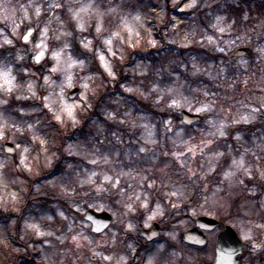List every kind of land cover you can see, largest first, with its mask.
<instances>
[{"label": "rangeland", "instance_id": "1", "mask_svg": "<svg viewBox=\"0 0 264 264\" xmlns=\"http://www.w3.org/2000/svg\"><path fill=\"white\" fill-rule=\"evenodd\" d=\"M239 1L197 0L196 8L192 9L187 7L191 0H0V50L14 46L15 53L13 55V50L9 49L7 54H1L0 62L13 66L16 82L20 85L7 97L0 92V100L8 101L0 104V123L7 121L9 126L0 137V162H6L0 168V211H21L29 196L36 199L35 205L50 199L47 201L49 208L35 211L28 206L20 219L17 216L7 220L0 218V264H13V258L26 252L28 247L39 251L36 264H126L130 261V253L139 246L136 240L138 224L149 227L155 221L162 226V236L145 244L144 264L150 259L154 264L162 251L166 257L175 259L173 264H210L215 256L216 234L226 223L237 230L245 244L240 264H264V177L261 176L264 172V20L256 22L255 28L232 36L234 22L227 18L223 8ZM87 3H92L95 11L90 10L83 17L86 30H81L70 9ZM55 4L61 7L55 8ZM136 14L141 16V22L134 24L135 32L129 41V34L122 31V21ZM6 15L8 19H4ZM218 16L224 18L218 26L224 27V32L213 27ZM98 24L101 26L99 34L96 32ZM163 24L166 27H162ZM14 26H18L16 35L12 33ZM254 30L256 32L252 33ZM117 31L128 42L114 39L111 47L116 54L112 55L105 40ZM4 35L13 41L11 45L2 44ZM25 35H28L27 41ZM208 36L214 43H209ZM19 38L23 42H17ZM74 38H78L83 50L95 53L112 81L116 78V60L127 61L129 49L141 48L146 52L147 48L159 47L162 55L159 60L158 56L153 60L150 55L134 53L129 76L120 83L119 90L108 95L102 109L103 117L114 123L113 127L94 117L92 133L84 137L78 135L66 145L69 159L64 163V170L46 178L42 174L55 159L57 127L80 124V114L93 107L92 92L101 85L92 57L78 52ZM87 41H91L90 50L84 47ZM65 44L68 45L66 54L85 64L83 69L72 70L75 82L66 90L65 101L79 104L74 113L75 121L67 119L66 115L57 121L54 116L63 107L58 86L66 73H52L56 65L53 53L64 49ZM175 45L176 49L171 47ZM240 46L252 48L253 55L229 61L227 56ZM41 49L45 54L39 63L50 60L42 82L33 76L32 68L26 64L28 60L37 63L35 56ZM205 49H214L209 53L220 54L215 57ZM100 55L105 57L114 77L105 70ZM46 76L55 81L53 87L45 84ZM84 82L89 84L91 91L85 93L81 87ZM29 83L34 85L35 97L27 91ZM74 87H78L79 92L70 98ZM128 88L133 91H126ZM17 96L28 98L17 99ZM132 96H136V100ZM11 99L26 103L18 104L14 110V107L8 108ZM173 100L183 106H172ZM143 103L159 104L161 110L170 111V114L157 118ZM205 104L210 110L196 111ZM252 108L260 109L255 119L249 123H234L250 114ZM182 109L201 114L202 120L187 126L181 118L173 116L180 114ZM167 121H171V125ZM222 121L226 135H212ZM252 124L254 128L247 129ZM12 126L25 131L21 135ZM41 140L45 143L41 144ZM6 141L14 143V154L4 151ZM208 141L211 143L201 152L199 149ZM23 147L29 151L22 153ZM141 147L145 152L139 151ZM189 147L195 149V155L188 152ZM180 153L184 155L178 160L174 154ZM218 153L223 155L218 157ZM21 155L26 157L27 167L20 164ZM241 157L245 168L251 170V178L233 166V160L239 161ZM93 159L97 160L95 165L90 163ZM227 171L236 172L231 181L224 177ZM92 172L97 173L93 178L95 183L82 184ZM105 174L113 180L119 179V186L112 188L104 181ZM31 180L34 182L30 190ZM100 185L108 190L97 192ZM177 189V195H170ZM137 194L140 200L135 199ZM161 196L165 203L160 200ZM145 200L147 208L141 206ZM127 203L135 210L128 212ZM169 203L171 207L184 208L187 215L164 226L163 216ZM157 205L162 214L156 213ZM89 208L113 215V222L102 233L93 232L91 223L84 218ZM60 212L68 219L62 218ZM154 213L155 218L149 220ZM200 215L220 220L221 226L206 232V247L196 250L182 243V235ZM30 224H38L41 231L54 235L39 236ZM129 224L133 225L131 230ZM244 232L250 233L249 240L243 239ZM78 233H82L79 241L72 240ZM57 237L65 238L61 242ZM94 253L112 259L105 261Z\"/></svg>", "mask_w": 264, "mask_h": 264}, {"label": "trees", "instance_id": "2", "mask_svg": "<svg viewBox=\"0 0 264 264\" xmlns=\"http://www.w3.org/2000/svg\"><path fill=\"white\" fill-rule=\"evenodd\" d=\"M170 8V5L167 4ZM225 12L229 15V17L233 20L234 25L233 29L235 32H240L241 31H248V29L255 28L256 22L264 20V0H242L238 4H231L229 5V9L225 10ZM162 27H166V25ZM236 34V33H235ZM235 34H232L235 35ZM78 38H74V44L76 45V49L78 52H81L84 55L92 57V65L93 68L98 71L100 74V79H101V85L92 92V97H94L93 100V107L92 108H86L82 114H80V124L78 125H65L62 127L59 125L57 127L56 123L52 120V123L56 125L57 127V136H58V143L55 145V159L51 165L50 168H47L45 173L42 174V177H52L56 174H59L64 170V163H67L69 156L66 151V145L69 143V141L72 138H77L79 136H85L86 134L92 133V127L94 125L93 120L94 117L98 120L103 121L106 123L108 126L113 127L114 123L109 122L105 117L102 115V109L105 106V103L107 102L108 95L112 92H115L116 89H120V83L127 79L128 72H129V66H130V59L132 58L133 55H141L143 53L146 55L145 57L149 56L153 59L156 60L158 56V60L161 57V52L158 50L159 47L155 48H147V51L145 52L144 50L140 49H129L128 56H127V61L125 62H120L119 59L116 60L115 67H116V78L112 81L109 79L108 75L106 72L102 69L101 65L99 64V61L95 55L94 52H89L83 50L81 47L80 43L77 40ZM17 42H23L21 38L17 39ZM30 42V41H28ZM26 44V43H24ZM172 48H177V45L171 46ZM9 49L13 50L12 54L15 55L14 53V46L13 47H4L2 50H0V56L1 54L5 55L8 53ZM214 49L207 50L205 49L206 53L210 55H216L218 56L220 53H209L213 51ZM200 51V50H199ZM181 52V50H179ZM135 53V54H134ZM157 54V55H156ZM27 65L30 66L33 70V76L36 78H39V81L42 82V76L45 75V73L49 69L50 65V60L45 59L44 62L42 63H33L32 61H26ZM38 75H37V74ZM136 100V96H132ZM26 101L22 100H15L11 99V101L8 104L9 107H14V110H17V105L18 104H25ZM142 105L146 106V108L151 111L155 117L157 118H162L168 114H170V111H163L160 107L159 104H150V103H143ZM161 108V109H160ZM175 119H179L181 117L180 114H173ZM116 125V124H115ZM61 126V127H60ZM188 126V125H187ZM252 126H247V129L252 130ZM114 140V139H113ZM116 143H119L116 142ZM115 143V144H116ZM31 183L29 184V189L31 190L33 188L32 183L34 182L33 180L30 181ZM264 185V184H263ZM198 189V187H197ZM160 193V192H159ZM161 194V193H160ZM31 196L28 197L27 203L22 205V210L19 212H3L0 211V218L7 220L8 217L10 219V216H17L19 219L22 218V215L26 211V207L31 206L33 207L35 211H38L39 209H44L45 207H50L48 205L47 201L50 199L48 198L47 201H44L43 203H39L38 205H35L34 202L36 201L35 198H30ZM160 200L165 203V198L161 196ZM187 213L185 212L184 208H177V207H171V204H167L166 207V212L165 215L163 216V219L165 220V225H169L172 222H175L182 217L186 216ZM225 222V220L223 219ZM133 236V235H132ZM137 240V238H136ZM138 241V240H137ZM172 243L170 242L169 245ZM186 244V243H184ZM138 247H141L140 245ZM39 251L36 248H29L27 249L26 252H23L21 254L16 255L13 258V264H20V260L22 261V264H36L38 262L37 258L39 257ZM38 256V257H37ZM131 257V253H130ZM19 259V262H18Z\"/></svg>", "mask_w": 264, "mask_h": 264}, {"label": "water", "instance_id": "3", "mask_svg": "<svg viewBox=\"0 0 264 264\" xmlns=\"http://www.w3.org/2000/svg\"><path fill=\"white\" fill-rule=\"evenodd\" d=\"M253 50L248 47L238 48L230 60L234 61L239 56H251ZM79 92V88L75 87L69 93V97L73 98ZM182 121L185 124H192L199 122L202 116L198 113H192L186 109L181 111ZM4 151L6 153L14 154L16 151L15 145L8 141L4 144ZM92 224V230L96 233L103 232L113 221V215L108 211H96L92 208L87 209L84 214ZM195 225L187 229L183 234V240L189 244L196 246H204L208 242L206 231H212L220 226V221L214 217L207 215L198 216L194 220ZM140 233L138 237L145 238L150 241L156 239L161 234V225L158 222H154L150 227L146 228L143 224L138 225ZM103 243V241H101ZM216 254L213 264H239L240 254L243 253L244 243L240 238L238 232L230 224H225L216 235Z\"/></svg>", "mask_w": 264, "mask_h": 264}, {"label": "snow or ice", "instance_id": "4", "mask_svg": "<svg viewBox=\"0 0 264 264\" xmlns=\"http://www.w3.org/2000/svg\"><path fill=\"white\" fill-rule=\"evenodd\" d=\"M196 6H197V0H191V2L187 5L188 8H192V9L196 8ZM54 7H55V8H60L61 5H60V4H55ZM39 13H40V9L37 8V9H36V14L39 15ZM216 20H217V23L213 25L214 28H217V27L223 22L224 18L218 16V17L216 18ZM218 30H219L220 32H224V31H225V28H224V27H218ZM207 39H208L209 43H214L213 38H212L211 36H208ZM24 40H25V41L28 40V35H25V36H24ZM87 43H91V42H90V41H87ZM11 44H12V41L9 40V41L7 42V45H11ZM37 47H41V46L38 45ZM44 47H46V46H44ZM217 50L220 51V52H223V51H224V49H222V48H218ZM61 51H62V50H61ZM61 51L55 53V55L53 56V59H54V60H56V59L59 58V56L61 55ZM44 54H45V53H43L42 56H41V55H36V56H35V61H36L37 63H39L40 60L42 59V57L44 56ZM99 59H100V61L103 63V66H104L105 70L108 72L109 76H113V77H114V73L112 72L111 67L109 66L108 63L105 62V57H104L103 55H100ZM53 71H55V69H53ZM47 79H48V77L46 76V77H45V80H47ZM126 91H128V92H132L133 89L128 88V89H126ZM169 91H171V89H169ZM17 99H18V98H17ZM25 99H27V98H25ZM0 104H7V102H0ZM172 106H174V107H182L183 105L180 104L178 101L173 100V104H172ZM208 110H210V106L207 105V104L202 105L201 107H199V108L196 109L197 112H206V111H208ZM259 111H260L259 108H252L250 114L241 116L240 120L234 121V123H240L241 121H243L244 123H249L250 120L255 119V113H257V112H259ZM110 118H114V117H111V116H110ZM122 122H123V121H122ZM166 123L169 124V125H171V121H167ZM209 123H210V124H213V125L215 126V124H214L213 121H210ZM8 127H9V126H8V124H7V121H3V123H0V137H3V136H4L5 131L8 129ZM12 127L15 128V132L20 133L21 135H22L23 132L25 131V129L20 128V127H16V126H12ZM144 127H147V125H144ZM28 128L31 129V128H32V125H28ZM149 135H152V133L149 132ZM212 135H218L219 137H223V136L226 135V132H225V124H224L223 121H222V122L220 123V125L216 128V132H215V133H212ZM35 138H36V137H33V139H35ZM236 139L239 140L240 137L237 136ZM150 142L155 143V141H150ZM210 143H211V141H208L207 143L203 144V147H201L199 150L202 152L203 149L206 148V147L208 146V144H210ZM17 148H20V145H19V144H17ZM21 151H22V153H27V152L29 151V149H28L27 147H23V148L21 149ZM139 151H140V152H145V148L141 147V148L139 149ZM188 152H191L193 155H195V149H194L193 147H189V148H188ZM174 155H176V158L179 160L180 157H182V156L184 155V153H180V154H178V155H177V154H174ZM222 155H223V153H218V154H217L218 157H219V156H222ZM25 160H26V157L23 156V155H21V158H20V164H21V165H24L25 167H27V165H26V163H25ZM105 162L107 163V158H105ZM5 163H6V162H0V168H3L4 165H5ZM90 163H92V164L95 165V164L97 163V160L93 159V160L90 161ZM181 164H183V161H182V160H181ZM233 166H234V168H235L236 170H241V169H242V170L244 171V174L247 175L249 178H251V170L248 169V168H245L243 157H241V159H240L239 161H237V160H233ZM213 170H214V169H210V171H213ZM96 175H97L96 172H92L91 175L88 177V179H87L86 181H81V183H82V184H83V183L94 184V183H95V180H94L93 178H94ZM122 175H128V173H122ZM235 175H236V172H235V171H227V172L224 173V177H225V179H226V180H229V181H231V179H232ZM261 176L264 177V172L261 173ZM103 179H104L105 182H107L108 184H110L112 188H117V187L119 186V184H120V180H119V179H115V180H113V177H111V176H109V175H107V174H105V175L103 176ZM144 179H146V178H144ZM239 183L243 184V180H240ZM151 186H152V185L150 184L149 187H151ZM107 190H108V189L104 188L103 185H100V186L97 187V192L107 191ZM178 191H179V190L177 189L176 191L172 192L170 195H177V192H178ZM121 195H123V193H121ZM14 198H15V197H14ZM129 199H131V197H129ZM135 199H136V200H140V195L137 194L136 197H135ZM141 206L144 207V208H147V207H148V203H147V201H146V200L143 201ZM125 207L127 208V211H128V212H132V211L135 210V209L133 208V205H132L131 203H127V204L125 205ZM156 213H160V214H162V209L160 208L159 205H157ZM156 213H154L152 216H149L148 219H149V220L154 219ZM59 215H60L62 218H64L65 220L68 219V217H66V216L64 215L63 212H60ZM48 219H51V217H48ZM29 227L32 228L33 230H35L36 233H37L39 236H42V237H44V236H52V235H54V233H52V232H43V231H41V230H40V226H39L38 224H30ZM132 228H133V225H132V224H129V225H128V229L131 230ZM69 231H72L71 226H69ZM81 237H82V233H78L77 235L72 236V240L78 242L79 239H80ZM64 238H65V237H57V239H59L61 242H63ZM250 238H251L250 233H248V232H244V233H243V239H245V240H249ZM173 239H174V237H173ZM113 243H115V238H113ZM77 247H79V243H77ZM162 247H163V246H161V248H162ZM94 255L102 256V259L105 260V261H110V260L112 259L111 256H103L101 253H94ZM123 260H124V258L121 257V261H123ZM148 264H152V260H151V259L149 260Z\"/></svg>", "mask_w": 264, "mask_h": 264}, {"label": "clouds", "instance_id": "5", "mask_svg": "<svg viewBox=\"0 0 264 264\" xmlns=\"http://www.w3.org/2000/svg\"><path fill=\"white\" fill-rule=\"evenodd\" d=\"M90 10L95 11V9H93L92 3L83 4L75 10L70 9V12L72 13V18L77 21V27L79 29L86 30L85 20L83 17L85 15H87ZM8 18L9 17L7 15L4 17V19H8ZM25 18H27L26 14H25ZM138 22H141V16L139 14L132 16L131 19H128L127 17H125L124 20L122 21V31L127 32L129 34V41L131 40V38L135 32L134 24H136ZM17 27L18 26L12 27L13 35H16ZM0 31H2V30H0ZM46 32H47V29H45V34H46ZM96 32H97V34H99L101 32V26L99 24L96 27ZM61 35H71V33H61ZM59 38L60 37L58 36L57 39H59ZM117 38H121L122 43L128 42V41L123 40V38L121 37L120 31L113 32L111 34V36L105 40V44L108 46V50L110 53H112V55L116 54V53L112 52L111 46H112L113 40L117 39ZM9 40H11V39H9L7 35H4L3 40H2V44L7 45V42ZM12 43H13V41H12ZM90 46H91V43H87V42L84 43V47L86 49L90 50ZM67 48H68V45L65 44L64 49H62V51H61V55L59 56L58 59L55 60L56 65L51 69L52 73H57V72L66 73L62 84L58 86L59 90H60L59 91L60 100L63 104V107L60 111L55 112V114H54L55 119L57 121H60L62 119V116H64V115H66L67 119L75 121L74 113H75V109L79 107V104L78 103L68 104L65 101L66 90L73 87V84L75 82L74 76L72 74V70L73 69H83L85 67L83 60L78 61V60L74 59L71 55L66 54ZM43 53H44V50L41 49V51L39 52L38 55L42 56ZM55 53L56 52L53 53V56L55 55ZM17 59L19 60V59H21V57H17ZM53 69H55V71H53ZM87 79H91V77H88ZM45 84L51 88V87H53V85H55V81H53L51 79V77H48V79L45 80ZM19 87H20V85H18L16 82V75L14 74L13 66L11 64H5V63L0 62V92H2L5 97H7L10 94H12L13 92H15ZM81 87L85 90V93H87L88 91H91V89L89 88V84L87 82L82 83ZM27 91L33 97L36 96V92L34 91L33 83H29L27 85ZM17 98L18 99H21V98L25 99L28 97L27 96H25V97L17 96ZM0 102H8V101H7V99H4V100H0ZM45 106L49 107L48 104H45ZM37 139H39V137H37ZM40 142H41V144L45 143V141H43V140H41Z\"/></svg>", "mask_w": 264, "mask_h": 264}, {"label": "flooded vegetation", "instance_id": "6", "mask_svg": "<svg viewBox=\"0 0 264 264\" xmlns=\"http://www.w3.org/2000/svg\"><path fill=\"white\" fill-rule=\"evenodd\" d=\"M139 241H140L141 247H137L136 251L131 252L130 261L126 264H144V262H143L144 254L142 252L147 247L145 246L146 243L143 239H140ZM152 241H154V240H152ZM152 241H149V242L147 241V243H150ZM189 247L196 249V250L204 249V248L193 246V245H191ZM160 253L161 254L155 258L154 264H165V262H168V261L171 262V264L174 263L175 259L171 260L170 258L166 257L167 254L164 251H162ZM213 260H214V258L210 261V264H213Z\"/></svg>", "mask_w": 264, "mask_h": 264}]
</instances>
